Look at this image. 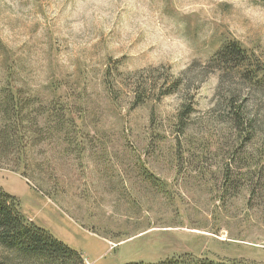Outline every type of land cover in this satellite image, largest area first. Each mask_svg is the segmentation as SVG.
Returning <instances> with one entry per match:
<instances>
[{"label":"rangeland","instance_id":"1","mask_svg":"<svg viewBox=\"0 0 264 264\" xmlns=\"http://www.w3.org/2000/svg\"><path fill=\"white\" fill-rule=\"evenodd\" d=\"M229 42L264 72V0H0V95L30 100L41 136L0 189L84 264H264V90L210 73Z\"/></svg>","mask_w":264,"mask_h":264},{"label":"trees","instance_id":"2","mask_svg":"<svg viewBox=\"0 0 264 264\" xmlns=\"http://www.w3.org/2000/svg\"><path fill=\"white\" fill-rule=\"evenodd\" d=\"M192 67H188L178 76L168 74L160 85V89L162 90L161 95L177 94L185 90L186 84L189 81L187 76ZM208 67L211 69L210 73L231 67L232 73L238 75V78L248 86L245 88H250L253 92L264 90V72H262L260 64L258 62L254 63L247 55V52L235 42L224 44L209 60ZM18 93L13 94L9 91L0 95V165L6 164V162L13 163L14 170L18 169L19 164L22 163L26 153L25 150L37 144L39 141L38 137H41L38 134L40 129L37 123L34 118H30L29 116L30 100L19 101ZM240 96L241 91L234 90V93H231L230 97H228L227 104L231 120L237 130L243 127L248 117L244 106L236 104L237 98ZM139 97H143L142 92H138L134 98L139 99ZM191 109V105H189L187 110H185L186 112L182 111L181 117L188 116L190 111H192ZM27 123L28 125L25 127ZM0 247L27 262L34 261L39 264H84L80 253L69 248L54 238L49 232L30 222L20 212L18 200L2 189H0ZM0 264L4 263L0 262ZM126 264L145 263L133 262ZM148 264L238 263L211 261L184 255Z\"/></svg>","mask_w":264,"mask_h":264}]
</instances>
